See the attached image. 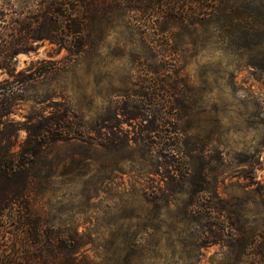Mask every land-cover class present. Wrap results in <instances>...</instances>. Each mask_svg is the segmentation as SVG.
Instances as JSON below:
<instances>
[{"label": "rangeland", "instance_id": "rangeland-1", "mask_svg": "<svg viewBox=\"0 0 264 264\" xmlns=\"http://www.w3.org/2000/svg\"><path fill=\"white\" fill-rule=\"evenodd\" d=\"M92 41L75 59L48 41L18 55L17 70L43 60L62 63L43 83L24 88L26 100L10 118L22 121L45 107L34 101L52 95L85 122L108 119L114 126L123 118L117 105L127 96L147 104L161 98L177 107L188 175L181 184L164 178L166 171L177 179L182 172L155 147L59 143L46 154L54 177L41 205L54 225L89 234V255L103 264L221 263L226 249L204 247L212 232L190 205L198 197L204 215L207 204L222 207L223 216L237 218L246 231L264 223V39L257 47L256 39L233 41L205 29L198 36L179 33L166 44L120 23L103 27ZM24 138L20 132L18 143ZM158 190L165 192L161 200L154 197ZM139 245L140 254L124 257Z\"/></svg>", "mask_w": 264, "mask_h": 264}, {"label": "trees", "instance_id": "trees-1", "mask_svg": "<svg viewBox=\"0 0 264 264\" xmlns=\"http://www.w3.org/2000/svg\"><path fill=\"white\" fill-rule=\"evenodd\" d=\"M120 23L131 33L166 44L179 33L198 36L212 29L233 41L256 39L254 46L260 47L264 0H8L0 4V75L5 76L0 81V264H103L89 255L90 235L71 224L54 225L49 209L39 200L47 181L54 177L46 154L56 144L76 141L106 149L131 144L155 147L158 155L175 159L182 172L180 180L167 171L164 178L181 184L188 175V149L182 142L185 131L177 107L161 98L147 104L128 101L127 96L117 105L123 118H112L118 120L114 126L108 125V119L85 122L52 95L34 101L45 107L32 110L22 121L10 118L26 100L24 88L43 83L62 63L43 60L35 63L37 67L32 64L17 70L18 55L33 51L36 42L48 41L75 59L93 45L96 32ZM20 132L25 138L18 143ZM164 194L158 190L154 197L161 200ZM200 203L197 197L190 211L202 215L212 232V239L203 238L204 247L226 249L219 264H264V223L261 229L246 231L237 218L223 216L222 207L207 204L209 212L202 214ZM135 250L124 257L138 255L143 248L139 245Z\"/></svg>", "mask_w": 264, "mask_h": 264}]
</instances>
